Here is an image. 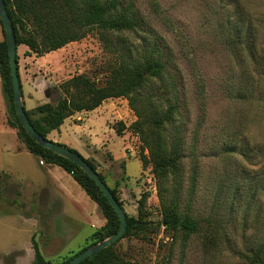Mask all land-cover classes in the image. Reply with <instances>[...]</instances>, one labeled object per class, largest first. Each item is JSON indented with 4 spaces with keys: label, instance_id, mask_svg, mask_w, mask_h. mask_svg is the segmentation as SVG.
Instances as JSON below:
<instances>
[{
    "label": "rangeland",
    "instance_id": "rangeland-1",
    "mask_svg": "<svg viewBox=\"0 0 264 264\" xmlns=\"http://www.w3.org/2000/svg\"><path fill=\"white\" fill-rule=\"evenodd\" d=\"M120 2L139 19L136 31L93 30L82 41L43 58L26 56L27 48H18L25 107L28 103L33 108L31 118L40 120L43 115L34 111L47 104L55 107L62 96L61 85L73 77L104 81L120 68L121 54L139 57L153 49L161 53L165 80L174 85L179 106L166 136L178 141L182 150L180 211L190 212L200 231L187 243L180 233L164 232L150 152L136 133L125 131L122 139L114 130L122 124L130 127L138 117L127 100H109L101 110L81 116L82 123L76 116L68 119L61 133L89 148L74 149L83 158L96 150L90 152V161L110 188L120 184L118 195L129 217L139 218V202L147 198L142 217L147 228L120 241L113 252L137 264H254L253 253L264 244V0ZM4 40L0 25V43ZM160 93L171 92L149 80L134 96L135 105L145 115L155 105L165 111L172 96ZM150 95L159 101L152 100L156 103L148 107L144 102ZM7 118L0 77V127L5 126L0 130V175L10 172L13 178L5 175L20 193L13 197L12 186L5 198L0 196V262L9 264L5 254L19 249L23 251L20 264H31L34 256L27 248L32 228L21 220L29 213L30 202H23V192L31 194L39 179L29 152L17 151L20 141ZM141 158L146 159L143 171ZM194 170L198 179L190 201ZM64 186L74 204L64 205L55 196L49 211L57 215L54 227L62 240H53L56 247L45 238L40 241L54 264L66 263L102 243L95 235L107 224L99 206L73 178ZM172 186L170 178L168 188ZM33 240L37 243L36 235L32 246Z\"/></svg>",
    "mask_w": 264,
    "mask_h": 264
},
{
    "label": "trees",
    "instance_id": "trees-1",
    "mask_svg": "<svg viewBox=\"0 0 264 264\" xmlns=\"http://www.w3.org/2000/svg\"><path fill=\"white\" fill-rule=\"evenodd\" d=\"M4 3L13 24L17 48L24 46L28 49L26 56L35 55L37 58H43L64 49L70 44L80 42L93 30L123 34L134 32L139 27V19L131 12V9H124L120 0H4ZM0 25L4 33L1 20ZM121 58L120 68L113 71L104 81H98L86 75H79L61 85L62 96L55 107L47 104L38 107L34 111L35 114L43 115L42 119L34 121L31 118L30 111L24 105L26 114L34 129L42 137L48 139L49 134L59 131L65 121L76 114L94 112L109 100H127L130 109L137 115L138 121L130 127L123 124L119 125L114 130L119 137H122L125 131L136 133L139 135L142 144L150 152L153 161V176L158 184L163 216L161 225H164V232L166 233L182 234L183 242L187 243L193 235L199 233L200 226L190 212L182 213L180 211L182 150L178 141L166 136L167 128L173 125L179 109L177 93H175L174 85L166 82V63L162 59V54L155 49L151 52L145 51L139 57L121 54ZM18 76L20 78L19 67ZM0 77L7 107V124L17 132L20 143L39 161L44 162L46 165L57 166L69 174L85 194L99 206L107 222L105 227L95 235L99 242L116 235L120 228L118 215L95 182L72 162L36 144L21 125L15 109L6 37L4 42L0 43ZM149 80L158 81L165 92H171L160 94L162 96L169 95L172 98L167 100L166 110L163 111L159 106H153L159 99L153 95L148 96L149 99L144 103H147L148 107H153L152 112L145 115L135 105L134 96L140 94ZM152 100L156 102L153 103ZM61 146L68 148L65 145ZM72 151L77 153L74 150ZM82 159L84 158L82 157ZM84 160L98 173L92 161ZM145 161V158L140 159L142 169L145 167ZM98 175L123 208L118 195L120 184L116 183L115 188H110L106 179L100 173ZM170 178L173 179L172 189L168 188ZM10 179L8 175H0V196L4 198L7 190L12 186L14 187L13 197L19 196L17 187L11 184ZM197 179L198 172L194 170L191 176L190 201L193 199V189L197 184ZM146 208L147 198L144 196L139 202V218L129 217L126 214L128 229L123 239L147 228V225L142 221ZM118 243L81 264H137L127 262L114 254L113 249ZM33 249L35 251L33 264H54L44 259L39 246L34 240ZM72 259L63 264H67ZM253 262L254 264H264V244L253 253ZM164 264L170 263L166 261Z\"/></svg>",
    "mask_w": 264,
    "mask_h": 264
},
{
    "label": "crops",
    "instance_id": "crops-1",
    "mask_svg": "<svg viewBox=\"0 0 264 264\" xmlns=\"http://www.w3.org/2000/svg\"><path fill=\"white\" fill-rule=\"evenodd\" d=\"M27 52H28V49H27ZM103 105H105V103ZM103 105L99 109H97L96 111L101 110L103 108ZM26 109L28 111H30L33 108L32 107L30 108L29 104L26 103ZM96 111H94V112H96ZM94 112H91V113L84 112V113L76 114L75 115L77 117L76 121L82 123L83 119L81 116L86 115V114L87 115L92 114ZM3 127H5V126L2 125V127H0V130ZM49 140L54 142V143L65 145L68 148L73 149V150L74 149L77 150V147L78 148L80 147L81 149H86V148L89 149L88 147L85 148V147L81 146V144L76 140L72 141V139L69 136L64 137L63 134L61 133V129L59 131L52 132L50 134ZM16 149H17V151L26 150V148L23 145H21L19 142H18V147ZM91 151H96V150L95 149L90 150L88 153V157L84 158V159L90 160V155H91L90 152ZM29 158L36 164V168H35L34 172H35V175H37L39 182L37 185L35 184L36 185L35 190L31 194H30L29 190L27 192H25V190H24V192H23V194H24V196H23L24 201L23 202L26 203L27 201H29L30 203L27 205V210H29V213L28 212L24 213L21 220L24 221L25 223H27L28 225H30L32 228V232H31L30 237H29L30 242L28 243L27 250L30 247L32 248V251H30V252L34 256V260H32V262H31V264H33L35 261V251H34L33 246H32L31 238L34 235H36V241L39 245L41 254L46 261H51L52 254H49V253L47 254L44 251L43 245L40 241H42L45 238L47 240L48 245L50 243L51 246L56 247L55 242H53V240H57V241L60 239L62 240V236L59 233H57V230L54 227L55 226L54 219H55V216H57V215L54 214L53 212H49L50 210H52L50 203L52 202L53 197L58 196L59 201L62 202L64 205H73L74 203L72 202V200H73L72 197L63 192L64 187H65L64 181L69 182V179L72 177L57 166H50V165H46V164L44 166H42L40 164L41 161H38L31 154L29 155ZM112 163L117 164V163H115V159L113 156H112ZM142 171H143V169H142ZM2 173L8 174L13 178V175L10 172L6 173V172L2 171ZM98 173H99V171H98ZM31 186H33V185H31ZM17 193H19L18 187H17ZM27 193H28V195H27ZM35 194H38V197H36ZM18 197H20V193H19ZM34 200L38 201L37 206H35L33 204ZM45 225L52 226L53 228L52 227L48 228V229L44 228ZM22 254H23L22 250L12 249L8 253H6L4 257L10 261L9 264H20V262H21L20 256ZM0 264H6V263L0 262Z\"/></svg>",
    "mask_w": 264,
    "mask_h": 264
},
{
    "label": "water",
    "instance_id": "water-1",
    "mask_svg": "<svg viewBox=\"0 0 264 264\" xmlns=\"http://www.w3.org/2000/svg\"><path fill=\"white\" fill-rule=\"evenodd\" d=\"M0 20L4 27V33L8 47L15 109L21 125L23 126L24 130L29 135V137L36 144L52 152L53 154L72 162L77 167H79L86 175H88L95 182L96 186L100 189L101 193L107 199L110 206L114 209L120 221V228L116 235L112 236L111 238L100 244L94 245L86 249L84 252L80 253L70 262L67 263V264H81L87 259L93 257L94 255L104 251L105 249L112 247L113 245H115L116 243H118L123 239L128 229L127 216L124 209L120 206L119 202L114 198L110 189H108L105 183L101 180L98 173L92 167H90L79 154L73 152L68 148L61 146L58 143H54L48 139H45L31 125L30 120L24 108L23 91L20 83V78L18 76V65H17L18 48L16 43L15 32L12 21L7 13L4 0H0Z\"/></svg>",
    "mask_w": 264,
    "mask_h": 264
},
{
    "label": "built area",
    "instance_id": "built-area-1",
    "mask_svg": "<svg viewBox=\"0 0 264 264\" xmlns=\"http://www.w3.org/2000/svg\"><path fill=\"white\" fill-rule=\"evenodd\" d=\"M40 164L43 166L45 163L41 161Z\"/></svg>",
    "mask_w": 264,
    "mask_h": 264
}]
</instances>
